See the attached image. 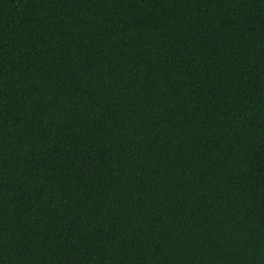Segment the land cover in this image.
I'll return each instance as SVG.
<instances>
[{
    "label": "trees",
    "instance_id": "1",
    "mask_svg": "<svg viewBox=\"0 0 264 264\" xmlns=\"http://www.w3.org/2000/svg\"><path fill=\"white\" fill-rule=\"evenodd\" d=\"M0 264H264V0H0Z\"/></svg>",
    "mask_w": 264,
    "mask_h": 264
}]
</instances>
